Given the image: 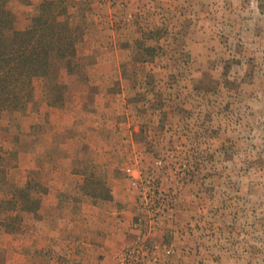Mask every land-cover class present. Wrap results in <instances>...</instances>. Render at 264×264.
Listing matches in <instances>:
<instances>
[{
	"label": "rangeland",
	"instance_id": "obj_1",
	"mask_svg": "<svg viewBox=\"0 0 264 264\" xmlns=\"http://www.w3.org/2000/svg\"><path fill=\"white\" fill-rule=\"evenodd\" d=\"M128 2L0 0L15 49L39 35L0 108V264H75L83 243L100 261L107 218L137 231L126 168L158 159L176 196L146 239L160 264L177 240L174 264H264V0L149 2L144 21Z\"/></svg>",
	"mask_w": 264,
	"mask_h": 264
},
{
	"label": "built area",
	"instance_id": "obj_2",
	"mask_svg": "<svg viewBox=\"0 0 264 264\" xmlns=\"http://www.w3.org/2000/svg\"><path fill=\"white\" fill-rule=\"evenodd\" d=\"M165 172L162 159L155 161V169L150 173L137 164L126 168V175L136 190L135 212L138 224L135 220L134 225L137 228V236L132 244L120 250L115 264L161 263L156 252L157 246H150L146 239L156 226L174 219V185L165 184ZM162 251L164 255L170 256L172 247H164Z\"/></svg>",
	"mask_w": 264,
	"mask_h": 264
},
{
	"label": "crops",
	"instance_id": "obj_3",
	"mask_svg": "<svg viewBox=\"0 0 264 264\" xmlns=\"http://www.w3.org/2000/svg\"><path fill=\"white\" fill-rule=\"evenodd\" d=\"M149 2L151 3V5H155L157 6L158 4H160L162 6H164V3L165 5L167 6V2H169V0H160V3L159 0H129V2L127 3V9L126 11H128V15L129 17H132L133 16V21H135V18H136V12L138 11L139 13V17H138V20H145L147 17V10L150 9V5H149ZM171 2H174V0H171ZM169 7H171L170 5H168ZM152 9H155V8H152ZM149 13V12H148ZM161 16H163V14H161ZM113 19V23L116 21V20H119L115 15L112 17ZM143 20V21H144ZM162 21H164V23H166V18H162L161 19ZM170 22V21H168ZM112 23V24H113ZM168 24V23H167ZM113 26V25H112ZM141 26V24L139 25ZM165 26L167 27H171L172 25L171 24H168ZM118 29V31L120 32L121 29V33H124V35H122L121 33H119V37H122V36H125L126 33L127 35L126 36H130V31L134 29V26L133 25H127V27L125 26L124 27H120L119 28V25H116L114 24V27L112 28V31L114 33V36L112 38V40L114 41L116 39V32L115 30ZM130 29V31H129ZM143 29V28H142ZM110 31V32H112ZM115 44V42H114ZM113 216V215H111ZM108 221H106V227L104 228L105 229V232H101V237L98 238V243H93V245H95V247L97 248V253L99 255H102L105 256L103 259H101L100 261H93L91 260L89 264H115L116 262V257L117 255L119 254L120 250L126 245H129L131 240L136 238L137 236V231L135 230V228H133L132 226V222L130 221L131 218L129 219L128 221V227H132V229L128 230V228H125V227H122V228H118L115 224V221H119L118 219H115L114 217L110 218V219H106ZM130 222V223H129ZM174 223V219L171 221ZM173 223H170V224H173ZM130 224V226H129ZM174 229V227H173ZM163 234V230L162 231H159L157 230V228H154L153 231L151 233L148 234V237L149 239H151V241H153L154 243L156 241H159L160 239V236H162ZM172 235L174 237V235H177L176 233L172 232ZM102 239H103V242H102ZM87 241V240H86ZM179 240H177V244H175L174 242L172 243L173 245L172 246V256L170 258V264H174V255H180V254H189V251L192 252L189 247H186L184 245H180L179 244ZM85 245V249H81V253L75 258V260H71L70 263L74 262L75 264H81V262H83V264H87L86 263V256H87V253H89L90 251L92 252V249H91V246L89 245V243H83ZM149 245H151V243L149 242ZM77 248H78V244L76 245ZM152 246V245H151ZM181 246V247H179ZM90 248V249H88ZM77 250V249H76ZM75 250V252H76ZM157 252V251H156ZM159 253V252H157ZM99 259V258H98ZM209 264H211L212 262L208 261ZM175 264H182V262L178 261L176 262Z\"/></svg>",
	"mask_w": 264,
	"mask_h": 264
},
{
	"label": "trees",
	"instance_id": "obj_4",
	"mask_svg": "<svg viewBox=\"0 0 264 264\" xmlns=\"http://www.w3.org/2000/svg\"><path fill=\"white\" fill-rule=\"evenodd\" d=\"M7 19L10 24L11 15L9 18L7 17ZM3 30L4 29L0 28V108L2 106H7V108H15L19 105V103L16 102L17 98L14 94L17 86L14 85L15 67L13 65V61L16 58L23 57L24 60H28L30 57H32L33 53L29 51L30 45L32 42L36 41L39 35L37 29L31 28L26 30V33L22 34V38H24L25 40L22 43L23 47L17 50L15 49L14 45L16 40H13V37L17 34L14 33L12 37L4 39ZM43 47L44 46H42L41 48L40 56L36 55V58L32 61L35 64L42 63L41 66H44V64L46 63L44 60L41 59V57H43V53H46L47 51V49L45 48L43 51Z\"/></svg>",
	"mask_w": 264,
	"mask_h": 264
}]
</instances>
